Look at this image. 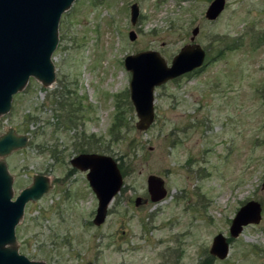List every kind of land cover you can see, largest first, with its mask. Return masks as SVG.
Instances as JSON below:
<instances>
[{
	"label": "rangeland",
	"instance_id": "374dc122",
	"mask_svg": "<svg viewBox=\"0 0 264 264\" xmlns=\"http://www.w3.org/2000/svg\"><path fill=\"white\" fill-rule=\"evenodd\" d=\"M209 2L72 0L61 13L54 79L29 77L0 114V133L27 137L2 157L12 198L35 173L50 182L15 224L19 253L46 264H264V0H225L215 19L204 15ZM233 39L237 47H223ZM192 41L203 64L155 86L154 120L137 129L124 56L155 49L169 63ZM118 102L124 119L114 137ZM81 151L124 155L122 185L99 224L85 171L69 163ZM151 173L167 189L158 201L147 192ZM249 199L260 202L261 219L231 237V218ZM217 232L230 237L223 259L209 252Z\"/></svg>",
	"mask_w": 264,
	"mask_h": 264
},
{
	"label": "water",
	"instance_id": "95a60500",
	"mask_svg": "<svg viewBox=\"0 0 264 264\" xmlns=\"http://www.w3.org/2000/svg\"><path fill=\"white\" fill-rule=\"evenodd\" d=\"M72 0H0V114L9 107L12 95L21 90L29 77L42 85L54 79L51 53L56 45L57 25L61 13ZM225 6V0H210L204 15L215 19ZM138 5H130V21L137 20ZM198 26L191 30V40ZM129 38L136 36L129 30ZM205 58L204 48L197 42L183 44L168 63L155 49L140 50L126 54L123 63L130 71L129 97L134 106L137 129H146L154 120V88L169 79L200 67ZM24 134H15L12 127L0 133V264H46L41 260L27 258L19 253L15 244L14 227L27 201L39 198L50 187L48 177L35 173L28 185L12 197V178L2 159L15 148L25 145ZM69 163L85 171L86 181L95 195L96 206L92 223L99 224L106 215V207L122 185V172L117 160L111 155L81 151L69 158ZM264 188V172L261 180ZM146 188L151 201L162 199L167 189L164 179L148 174ZM142 202L135 197V204ZM261 204L249 199L241 204L231 218L228 230L231 237L241 233L243 227L261 219ZM229 250L228 238L221 232L213 235L209 252L223 259Z\"/></svg>",
	"mask_w": 264,
	"mask_h": 264
},
{
	"label": "trees",
	"instance_id": "16d2710c",
	"mask_svg": "<svg viewBox=\"0 0 264 264\" xmlns=\"http://www.w3.org/2000/svg\"><path fill=\"white\" fill-rule=\"evenodd\" d=\"M237 45H238L237 41H234V39H233V40H231V42H225V45L223 47L227 48V49H233V48L237 47ZM223 47L218 50V54L220 52H223V50H224ZM61 97H62V100L58 101V105H59L60 108L63 107V106L65 107L64 104L66 103V101H64V99H65L64 96H61ZM71 104H73V103H71ZM116 106H117L118 110L115 113L114 121H113V123H112V125L110 127V131L112 132V134H114V137L118 136L117 132H119V127H120V125L122 123V120L124 119L123 110H121L120 103L118 102V104ZM73 111H74V109L70 106L69 111H67V112L68 113L69 112L73 113ZM71 113H69V114H71ZM69 114L67 115V118H68L69 121H72L73 120V116H71ZM123 157H124V155L123 156L120 155L119 162H118V165H119V167L121 169L122 174H124L125 171H126L124 163H123ZM229 239H230V237L228 238V240ZM210 261H211V258L206 260L205 264H210Z\"/></svg>",
	"mask_w": 264,
	"mask_h": 264
},
{
	"label": "flooded vegetation",
	"instance_id": "af4514ba",
	"mask_svg": "<svg viewBox=\"0 0 264 264\" xmlns=\"http://www.w3.org/2000/svg\"><path fill=\"white\" fill-rule=\"evenodd\" d=\"M50 183V182H49Z\"/></svg>",
	"mask_w": 264,
	"mask_h": 264
}]
</instances>
